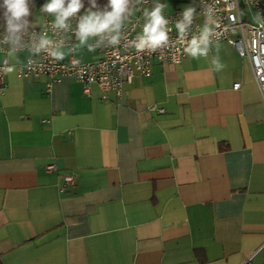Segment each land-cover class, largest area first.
<instances>
[{"label":"crops","instance_id":"crops-1","mask_svg":"<svg viewBox=\"0 0 264 264\" xmlns=\"http://www.w3.org/2000/svg\"><path fill=\"white\" fill-rule=\"evenodd\" d=\"M18 57L0 95V264H264V104L232 47L154 63L108 101L72 78L49 95Z\"/></svg>","mask_w":264,"mask_h":264},{"label":"clouds","instance_id":"clouds-1","mask_svg":"<svg viewBox=\"0 0 264 264\" xmlns=\"http://www.w3.org/2000/svg\"><path fill=\"white\" fill-rule=\"evenodd\" d=\"M147 0H45L40 13L49 18L40 31L33 28L32 20L35 0H0V53L9 62L3 69L13 72L20 64L18 53L27 50L31 56L46 54L55 60H64L67 56L87 50L95 52L100 48H118L122 42L126 47H134L137 52L169 46L170 20L165 15L166 3L153 0L150 9H140L137 5ZM203 6L205 23L199 34L187 36L192 30L197 7ZM136 11H142V31L134 40L128 39L126 25ZM214 7L206 0H192L183 6L175 22L178 40L183 51L194 59L207 57L219 27L214 18ZM259 21V16L257 17ZM264 27V24L261 25ZM74 38V39H73ZM219 46L217 45V52ZM14 62V63H13ZM29 65L32 60L29 59ZM214 71H222L225 65L217 54L211 61Z\"/></svg>","mask_w":264,"mask_h":264},{"label":"built area","instance_id":"built-area-1","mask_svg":"<svg viewBox=\"0 0 264 264\" xmlns=\"http://www.w3.org/2000/svg\"><path fill=\"white\" fill-rule=\"evenodd\" d=\"M42 5L45 0H41ZM192 0L190 1V4ZM199 4V0H197ZM207 4L214 7V18L219 25L215 29L216 36L213 45L227 44L232 47L242 59H246L251 68L255 84L261 95L264 104V1L262 0H206ZM152 2L138 6L140 9H150ZM182 11V10H181ZM166 13L170 20L169 27L172 29L169 33V46L158 49L155 52L145 50L137 52L134 47H126L122 42L118 48H100L97 49L101 58L95 62H84L80 60L76 53L67 56L64 60H55L46 54L40 56H31L27 50L20 53H26L28 58L24 65L17 68L20 79H47V93H52V88L64 78H72L82 85L84 95L89 96L94 87L102 93V100L108 101V95L114 93L118 98L121 97L123 89L131 85L136 78H149L152 74L154 63L160 65H179L184 59L190 57L184 51L180 44L175 43L178 40V32L175 29V22L179 19V13ZM203 6L197 7V13L194 18L191 32L187 39L190 40L193 34L198 35L200 29L205 23V17L202 15ZM41 21L33 25L36 31L48 23L49 18L40 13ZM259 16V21L257 17ZM142 11H136V15L130 18V23L126 25V32L129 40H134L136 35L142 31ZM74 39V38H73ZM212 45V46H213ZM210 53V52H209ZM0 62V95L6 89L7 72L3 69L8 65L3 53ZM209 56V54H208ZM207 56V57H208ZM202 57V58H207ZM29 59L32 60L29 65ZM241 84H236L234 90L241 89ZM160 113H164L160 110ZM49 172L55 171V167H49ZM75 183L72 175L62 177L61 191L73 187Z\"/></svg>","mask_w":264,"mask_h":264},{"label":"rangeland","instance_id":"rangeland-1","mask_svg":"<svg viewBox=\"0 0 264 264\" xmlns=\"http://www.w3.org/2000/svg\"><path fill=\"white\" fill-rule=\"evenodd\" d=\"M153 3V0H150ZM161 3H166L168 7L165 9L166 13H171L177 8H181L182 5V0H160ZM135 16V13H134ZM36 21L40 22L41 21V16L37 14ZM80 58V57H79Z\"/></svg>","mask_w":264,"mask_h":264},{"label":"trees","instance_id":"trees-1","mask_svg":"<svg viewBox=\"0 0 264 264\" xmlns=\"http://www.w3.org/2000/svg\"><path fill=\"white\" fill-rule=\"evenodd\" d=\"M264 1V0H262ZM99 2L101 4H105L107 2V0H99ZM42 5V1L41 0H35V6L33 7L32 11H33V15L32 17L30 18L32 20V25L36 24L37 21H36V17H37V14H38V10L40 8V6ZM139 5H137V8H138ZM135 15H136V12H135ZM0 32H2V26H0Z\"/></svg>","mask_w":264,"mask_h":264}]
</instances>
